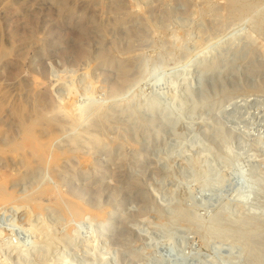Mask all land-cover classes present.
<instances>
[{"label":"rangeland","instance_id":"374dc122","mask_svg":"<svg viewBox=\"0 0 264 264\" xmlns=\"http://www.w3.org/2000/svg\"><path fill=\"white\" fill-rule=\"evenodd\" d=\"M240 174L264 0H0V264H250Z\"/></svg>","mask_w":264,"mask_h":264},{"label":"bare ground","instance_id":"6f19581e","mask_svg":"<svg viewBox=\"0 0 264 264\" xmlns=\"http://www.w3.org/2000/svg\"><path fill=\"white\" fill-rule=\"evenodd\" d=\"M156 102L152 104V108L154 110H159L160 106L162 107V103L160 105L159 104L160 102H159L158 103L159 105H158V104H156ZM167 108H166V110H167ZM162 109H163V107H162ZM168 110H169V108H168ZM76 113H79V112L76 111ZM66 117L68 118V117H70V115L67 114ZM97 118H98L97 116H94V118L92 119V123H94ZM240 176L243 180L244 187L240 191L237 192L236 198L240 202L249 203L251 201L252 196H254L257 199L256 201H259L258 203L263 205L264 202L261 201L264 199V184L262 182L263 179H260L261 178L260 177L259 178L260 182H259L256 179L254 180V178H252V181H256V182H251V180H249V178H247L243 174H240ZM245 177L248 179V181ZM252 202H253V200H252ZM261 208L264 209L263 206ZM77 209H78V207H77ZM251 212L252 211L246 212L245 216L243 215L244 216L243 219L240 218L241 220L239 221V223H242L241 229L239 230L240 232L233 231V233L236 232V235H239L240 238H244L246 240V243L250 249V260H249L250 264H264V218L260 217V215L258 217H256L255 214H251ZM225 213H226V211H223L220 209L217 212H215L214 214H212L211 218L209 219V222L206 224V227L209 229V231L211 233L216 234V235H223L224 234L225 236L230 234L231 231L228 229L229 227H227V225L229 224L228 223L229 221H227V217L230 218V216H228L227 213L226 214ZM256 214L258 215V213H256ZM226 215H227V217H226ZM233 224H236V223H233ZM229 225H231V224H229ZM237 227H239V226H237ZM230 235H232V234H230Z\"/></svg>","mask_w":264,"mask_h":264}]
</instances>
